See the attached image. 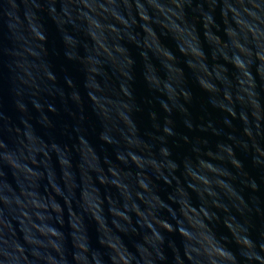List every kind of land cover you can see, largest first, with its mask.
I'll use <instances>...</instances> for the list:
<instances>
[{
  "label": "water",
  "instance_id": "obj_1",
  "mask_svg": "<svg viewBox=\"0 0 264 264\" xmlns=\"http://www.w3.org/2000/svg\"><path fill=\"white\" fill-rule=\"evenodd\" d=\"M0 264H264V0H0Z\"/></svg>",
  "mask_w": 264,
  "mask_h": 264
}]
</instances>
